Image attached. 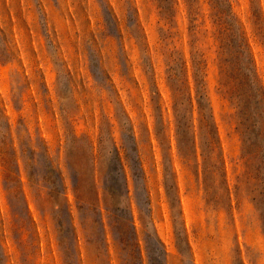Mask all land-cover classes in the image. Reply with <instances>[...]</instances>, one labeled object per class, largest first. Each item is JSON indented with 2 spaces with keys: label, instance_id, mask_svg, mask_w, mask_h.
Listing matches in <instances>:
<instances>
[{
  "label": "rangeland",
  "instance_id": "rangeland-1",
  "mask_svg": "<svg viewBox=\"0 0 264 264\" xmlns=\"http://www.w3.org/2000/svg\"><path fill=\"white\" fill-rule=\"evenodd\" d=\"M0 264H264V0H0Z\"/></svg>",
  "mask_w": 264,
  "mask_h": 264
},
{
  "label": "crops",
  "instance_id": "crops-1",
  "mask_svg": "<svg viewBox=\"0 0 264 264\" xmlns=\"http://www.w3.org/2000/svg\"><path fill=\"white\" fill-rule=\"evenodd\" d=\"M64 152V150H61V153H63ZM97 169H98V167H97ZM129 177V173H127V178ZM103 193H100V197H101V195H102ZM98 197V196H97ZM100 197L98 198V200H100ZM184 204V203H183Z\"/></svg>",
  "mask_w": 264,
  "mask_h": 264
}]
</instances>
